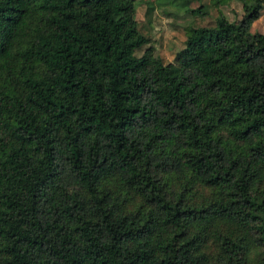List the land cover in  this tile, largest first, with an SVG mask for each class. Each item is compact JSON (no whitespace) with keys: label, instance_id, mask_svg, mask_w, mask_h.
<instances>
[{"label":"trees","instance_id":"obj_1","mask_svg":"<svg viewBox=\"0 0 264 264\" xmlns=\"http://www.w3.org/2000/svg\"><path fill=\"white\" fill-rule=\"evenodd\" d=\"M211 1L165 63L135 0H0V264H264V0Z\"/></svg>","mask_w":264,"mask_h":264},{"label":"rangeland","instance_id":"obj_2","mask_svg":"<svg viewBox=\"0 0 264 264\" xmlns=\"http://www.w3.org/2000/svg\"><path fill=\"white\" fill-rule=\"evenodd\" d=\"M138 4L136 19L141 31L152 41L156 53L165 63L173 62L176 54L184 48L186 28L213 27L218 16L223 13L231 21L240 20L243 11L239 3H231L220 8L212 5L211 0H135ZM154 6V14L147 16V6ZM202 8L208 12L205 18L195 17L187 12L188 9ZM252 33H264V11L257 21ZM146 48L137 53L141 56Z\"/></svg>","mask_w":264,"mask_h":264}]
</instances>
